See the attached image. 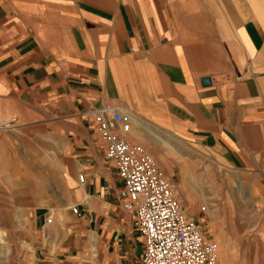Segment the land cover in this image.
I'll use <instances>...</instances> for the list:
<instances>
[{"label":"crops","instance_id":"obj_1","mask_svg":"<svg viewBox=\"0 0 264 264\" xmlns=\"http://www.w3.org/2000/svg\"><path fill=\"white\" fill-rule=\"evenodd\" d=\"M106 104L148 153L263 172L264 0H0V153L6 124L44 128L65 195L53 225L47 205L35 213L34 264L141 263L115 164L84 120Z\"/></svg>","mask_w":264,"mask_h":264},{"label":"rangeland","instance_id":"obj_2","mask_svg":"<svg viewBox=\"0 0 264 264\" xmlns=\"http://www.w3.org/2000/svg\"><path fill=\"white\" fill-rule=\"evenodd\" d=\"M3 132L0 264H34L38 247L35 213L47 205L48 218L55 223L63 212L60 203L65 195L54 192L55 178L48 174L45 129L10 128ZM149 154L165 177L174 182L183 209L196 221H205L201 225L205 236L219 246L218 264H264V169L253 174L233 172L203 156L174 161L169 159L174 157L172 153Z\"/></svg>","mask_w":264,"mask_h":264},{"label":"built area","instance_id":"obj_3","mask_svg":"<svg viewBox=\"0 0 264 264\" xmlns=\"http://www.w3.org/2000/svg\"><path fill=\"white\" fill-rule=\"evenodd\" d=\"M84 120L98 130L106 146V161L115 164L122 209L134 215V226L144 242L140 264H218L219 246L205 236L201 227L205 221L188 216L174 182L165 177L155 158L126 140L133 117L106 104L89 110ZM11 126L10 122L4 127ZM79 180L84 184L85 176L81 174ZM71 211L81 215L78 207ZM46 223L51 226L53 219Z\"/></svg>","mask_w":264,"mask_h":264},{"label":"water","instance_id":"obj_4","mask_svg":"<svg viewBox=\"0 0 264 264\" xmlns=\"http://www.w3.org/2000/svg\"><path fill=\"white\" fill-rule=\"evenodd\" d=\"M204 84H205V85H210V81H209V80H205V81H204Z\"/></svg>","mask_w":264,"mask_h":264},{"label":"bare ground","instance_id":"obj_5","mask_svg":"<svg viewBox=\"0 0 264 264\" xmlns=\"http://www.w3.org/2000/svg\"><path fill=\"white\" fill-rule=\"evenodd\" d=\"M162 144H163V143H162ZM164 145H165V144H164ZM170 147H171V146H170ZM174 147H175V146H174ZM1 238H2V237H1ZM1 238H0V239H1ZM2 241H3V239H2ZM4 242H5V241H4Z\"/></svg>","mask_w":264,"mask_h":264}]
</instances>
